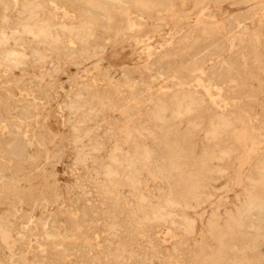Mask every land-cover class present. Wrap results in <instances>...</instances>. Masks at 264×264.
I'll list each match as a JSON object with an SVG mask.
<instances>
[{"label": "rangeland", "instance_id": "374dc122", "mask_svg": "<svg viewBox=\"0 0 264 264\" xmlns=\"http://www.w3.org/2000/svg\"><path fill=\"white\" fill-rule=\"evenodd\" d=\"M0 21V264H264V0H0Z\"/></svg>", "mask_w": 264, "mask_h": 264}, {"label": "bare ground", "instance_id": "6f19581e", "mask_svg": "<svg viewBox=\"0 0 264 264\" xmlns=\"http://www.w3.org/2000/svg\"><path fill=\"white\" fill-rule=\"evenodd\" d=\"M27 1V0H26ZM62 1V0H61ZM37 3V2H36ZM171 3V2H170ZM31 4V3H30ZM98 4V3H97ZM158 4V3H157ZM25 5V4H24ZM91 5V4H90ZM156 5V4H155ZM197 5V4H196ZM33 6V5H32ZM36 6V5H35ZM39 6V5H38ZM94 6V5H93ZM102 6V5H101ZM26 7H28V6H26ZM88 7H90V6H88ZM159 7V6H158ZM76 8V7H75ZM105 8V7H104ZM5 9V8H4ZM22 9H23V7H22ZM54 9V8H53ZM6 10V9H5ZM36 10V9H35ZM27 11V10H26ZM29 11H30V9H29ZM84 11V10H83ZM99 11V10H98ZM105 11H107V10H105ZM87 12V11H86ZM32 13V12H31ZM27 14H29V13H27ZM35 14V13H34ZM43 15V14H42ZM106 15V14H105ZM2 16V15H1ZM37 16V15H36ZM35 16V17H36ZM83 16V15H82ZM90 17V16H89ZM106 17V16H105ZM24 18V17H23ZM31 18V17H30ZM77 18V17H76ZM6 19V18H5ZM112 19V18H111ZM141 19V18H140ZM13 20V19H12ZM106 21V20H105ZM1 22V21H0ZM23 22V21H22ZM59 24V23H58ZM80 24V23H79ZM90 24H91V22H90ZM89 24V25H90ZM106 24H107V22H106ZM152 24V23H151ZM21 25V24H20ZM42 25V24H41ZM57 25V24H56ZM73 25V24H72ZM86 25H87V23H86ZM185 25V24H184ZM187 25V24H186ZM22 26V25H21ZM66 26V25H65ZM75 26V25H74ZM85 26V25H84ZM37 27V26H36ZM40 27V26H39ZM53 27V26H52ZM82 27V26H81ZM90 27H92V25L90 26ZM181 27V26H180ZM7 28V27H6ZM45 28H47V27H45ZM54 28V27H53ZM74 28V27H73ZM72 28V29H73ZM84 28V27H83ZM166 28V27H165ZM48 29V28H47ZM108 29V28H107ZM179 29V28H178ZM212 29V28H211ZM2 30V29H1ZM6 30V29H5ZM9 30H11V29H9ZM17 30V29H16ZM33 30H34V28H33ZM32 30V31H33ZM74 30V29H73ZM27 31H28V29H27ZM56 31V30H55ZM96 31V30H95ZM215 31V30H214ZM72 32V31H71ZM12 33V32H11ZM27 33V32H26ZM36 33V32H35ZM41 33H43V34H45V35H47V33L44 31V30H42L41 31ZM52 33V32H51ZM53 33H55V32H53ZM52 33V34H53ZM65 33V32H64ZM80 33V32H79ZM90 33V32H89ZM191 33V32H190ZM33 34V33H32ZM67 34V33H66ZM85 34V33H84ZM117 34V33H116ZM187 34V33H186ZM205 34V33H204ZM212 34V33H211ZM9 35V34H8ZM28 35V34H27ZM44 35V36H45ZM54 35V34H53ZM91 35H92V33H91ZM184 35V34H183ZM182 35V36H183ZM56 36V35H55ZM86 36V35H85ZM190 36H191V34H190ZM1 37V36H0ZM41 37V36H40ZM51 37V36H50ZM225 37V36H224ZM2 38V37H1ZM61 38V37H60ZM76 38V37H75ZM86 39V38H85ZM4 40H5V38H4ZM11 40V39H10ZM46 40V39H45ZM1 41V40H0ZM63 41V40H62ZM8 42V41H7ZM23 42V41H22ZM43 42V41H42ZM51 42V41H50ZM83 42V41H82ZM44 43V42H43ZM57 43H58V41H57ZM191 43V42H190ZM3 44V43H2ZM196 44V43H195ZM33 45V44H32ZM31 45V46H32ZM1 47V46H0ZM3 47V46H2ZM25 47H27V46H25ZM105 47V46H104ZM190 48V47H189ZM32 49V48H31ZM51 49V48H50ZM121 49V48H120ZM75 50V49H74ZM11 51V50H10ZM70 51V50H69ZM81 51V50H80ZM79 51V52H80ZM188 51V50H187ZM0 52H2V51H0ZM32 52H33V50H32ZM7 53H8V51H7ZM164 54H165V52H164ZM8 55V54H7ZM6 55V56H7ZM10 55V54H9ZM8 55V56H9ZM31 55V54H30ZM86 55V54H85ZM88 55V54H87ZM7 56V58H9ZM11 56V55H10ZM42 56V55H41ZM50 56V55H49ZM48 56V57H49ZM72 56H74V55H72ZM161 57V56H160ZM175 57V56H174ZM1 58V57H0ZM4 58V57H3ZM6 58V59H7ZM11 58H13V57H11ZM24 58H26V57H24ZM23 58V59H24ZM79 58V57H78ZM166 58V57H165ZM20 59H21V57H20ZM46 59V58H45ZM71 59V58H70ZM7 60H9V59H7ZM26 60V59H25ZM163 60V59H162ZM5 61V60H4ZM2 62V61H1ZM6 62V61H5ZM8 62V61H7ZM13 62V61H12ZM16 62V61H15ZM32 62V61H31ZM33 63V62H32ZM44 63V62H43ZM12 64V63H11ZM23 65V64H22ZM78 65V64H77ZM10 66V65H9ZM54 66V65H53ZM52 66V67H53ZM149 66H150V64H149ZM169 68V67H168ZM46 70V69H45ZM53 70V69H52ZM8 71H9V69H8ZM55 73V72H54ZM166 78V77H165ZM185 79V78H184ZM186 80V79H185ZM160 81V80H159ZM91 82V81H90ZM52 84V83H51ZM87 84V83H86ZM154 84V83H153ZM142 85V84H141ZM84 88V87H83ZM90 88V87H89ZM152 88V87H151ZM88 89V88H87ZM50 90V89H49ZM91 90V89H90ZM116 90V89H115ZM86 91V90H85ZM103 91V90H102ZM124 91V90H123ZM132 91V90H131ZM49 92V91H48ZM84 93V92H83ZM123 93V92H122ZM126 93V92H125ZM142 93V92H141ZM76 94V93H75ZM178 94V93H177ZM74 95V94H73ZM85 95V94H84ZM125 96V95H124ZM141 96V95H140ZM68 97V96H67ZM82 97V96H81ZM190 97V96H189ZM105 98V97H104ZM132 98V97H131ZM144 98V97H143ZM170 98V97H169ZM186 98V97H185ZM185 98H184V100H185ZM188 98V97H187ZM78 99V98H77ZM134 99V98H133ZM182 99V98H181ZM76 100V99H75ZM147 100V99H146ZM160 100V99H159ZM173 100V99H172ZM155 101V100H154ZM174 101V100H173ZM178 101H181V100H178ZM182 101H183V99H182ZM196 102V101H195ZM177 103V102H176ZM74 104V103H73ZM86 104H87V102H86ZM157 104V103H156ZM163 104V103H162ZM175 104V103H174ZM187 104V103H186ZM75 105V104H74ZM111 105V104H110ZM73 106V105H72ZM79 106V105H78ZM64 107V106H63ZM81 108H82V106H80ZM148 107V106H147ZM157 107V106H156ZM198 107V106H197ZM76 108V107H75ZM88 108H89V106H88ZM109 108V107H108ZM114 108V107H113ZM124 108H125V106H124ZM155 108V107H154ZM161 108V107H160ZM163 108V107H162ZM145 109V108H144ZM164 109V108H163ZM76 110H77V108H76ZM82 110V109H81ZM158 110V109H157ZM156 110V111H157ZM182 110V109H181ZM195 110V109H194ZM24 111V110H23ZM79 111V110H78ZM97 111V110H96ZM155 111V110H154ZM192 111V110H191ZM25 112V111H24ZM74 112V111H73ZM149 112V111H148ZM151 113V112H150ZM157 113H158V111H157ZM161 113V112H160ZM191 113V112H190ZM82 114V113H81ZM88 114V113H87ZM89 114H91L90 112H89ZM93 114H94V112H93ZM154 115H155V113H153ZM25 115V114H24ZM75 115H76V113H75ZM152 115V114H151ZM159 115V114H158ZM89 116V115H88ZM149 116V115H148ZM163 116V115H162ZM176 116V115H175ZM23 117H25V116H23ZM32 117V116H31ZM151 117V116H150ZM84 118V117H83ZM89 119H90V117H88ZM91 118H92V116H91ZM160 118V117H159ZM177 118V117H176ZM215 118H217V117H215ZM220 118V117H219ZM67 119V118H66ZM74 119V118H73ZM78 119V118H77ZM116 119V118H115ZM163 119V118H162ZM165 119V118H164ZM220 119H222V118H220ZM226 119V118H225ZM76 120V119H75ZM147 120V119H146ZM217 120H219V119H217ZM224 120V119H223ZM68 121V120H67ZM85 121V120H84ZM89 121V120H88ZM152 121H153V119H152ZM161 121V120H160ZM159 121V122H160ZM220 121V120H219ZM90 122H92V121H90ZM212 122V121H211ZM67 123V122H66ZM84 123V122H83ZM140 123V122H139ZM217 123V122H216ZM222 124V123H221ZM229 124V123H228ZM83 125V124H82ZM95 125V124H94ZM194 125V124H193ZM209 125V124H208ZM77 126V125H76ZM85 126V125H84ZM83 126V127H84ZM97 126V125H96ZM107 126V125H106ZM195 126V125H194ZM216 126H217V124H216ZM229 126V125H228ZM71 127V126H70ZM74 127V126H73ZM79 127V126H78ZM94 127V126H93ZM141 126H139V128H140ZM145 127H146V125H145ZM169 127H171V126H169ZM162 128V127H161ZM211 128V127H210ZM216 128V127H215ZM223 128V127H222ZM70 129V128H69ZM68 129V130H69ZM87 129V128H86ZM88 129H90V127L88 128ZM72 130V129H71ZM96 130V129H95ZM211 130V129H210ZM78 131V130H77ZM85 131V130H84ZM108 131V130H107ZM158 131V130H157ZM166 131H168V130H166ZM79 132V131H78ZM150 132V131H149ZM85 133V132H84ZM83 134V133H82ZM94 134V133H93ZM149 134V133H148ZM207 134V133H206ZM90 135V134H89ZM147 135V134H146ZM164 135H165V133H164ZM76 136V135H75ZM88 136V135H87ZM97 136V135H96ZM153 136V135H152ZM155 137V136H154ZM153 137V138H154ZM83 138H85V137H83ZM163 138V137H162ZM90 139V138H89ZM99 139V138H98ZM254 139V138H253ZM72 140V139H71ZM70 140V141H71ZM152 140V139H151ZM75 141V140H74ZM94 141V140H93ZM96 141V140H95ZM131 141H132V139H131ZM165 141H166V139H165ZM164 141V142H165ZM72 142V141H71ZM130 142V141H129ZM173 142H175V141H173ZM95 143V142H94ZM161 143V142H160ZM74 144V143H73ZM112 144V143H111ZM123 144V143H122ZM166 144V143H165ZM164 144V145H165ZM172 144V143H171ZM100 145V144H99ZM114 145H115V143H114ZM73 146V145H72ZM84 146V145H83ZM94 146V145H93ZM125 146V145H124ZM177 146V145H176ZM81 147V146H80ZM87 147V146H86ZM100 147V146H99ZM155 147V146H154ZM7 148V147H6ZM113 148V147H112ZM116 148H117V146H116ZM84 149V148H83ZM98 149V148H97ZM118 149H120V147L118 148ZM21 150V149H20ZM81 150V149H80ZM108 150V149H107ZM127 150V149H126ZM169 150V149H168ZM8 151V150H7ZM96 151V150H95ZM111 151H113V149L111 150ZM114 151H116V149L114 150ZM173 151H174V149H173ZM176 151V150H175ZM78 152V151H77ZM184 152V151H183ZM82 153V152H81ZM148 153V152H147ZM76 154V153H75ZM89 154V153H88ZM110 154V153H109ZM123 154H126L125 153V151H124V153ZM145 154V153H144ZM83 155V154H82ZM81 155V156H82ZM113 154H111V156H112ZM142 155H143V153H142ZM174 155H176V154H174ZM173 155V156H174ZM178 155V154H177ZM75 156V155H74ZM84 156V155H83ZM89 156V155H88ZM205 156V155H204ZM124 157V156H123ZM141 157V156H140ZM139 157V158H140ZM180 157V156H179ZM135 158V157H134ZM138 158V157H137ZM83 159V158H82ZM109 159V158H108ZM115 159V158H114ZM130 159H131V157H130ZM170 159V158H169ZM183 159V158H182ZM203 159V158H202ZM149 160V159H148ZM147 160V161H148ZM127 161V160H126ZM129 161V160H128ZM172 161V160H171ZM83 162V161H82ZM114 162V161H113ZM122 163H123V161H121ZM138 162H140V161H138ZM127 163V162H126ZM144 163V162H143ZM142 163V164H143ZM113 164V163H112ZM118 164V163H117ZM128 164V163H127ZM127 164H126V166H127ZM146 164V163H145ZM173 164V163H172ZM200 164V163H199ZM125 165V164H124ZM130 165H131V162H130ZM134 165V164H133ZM132 165V166H133ZM147 165H149V164H147ZM174 165V164H173ZM172 165V166H173ZM180 165V164H179ZM202 166V165H201ZM263 166V165H262ZM99 167V166H98ZM130 167V166H129ZM135 167V166H134ZM178 167V166H177ZM107 168V167H106ZM110 168V167H109ZM173 168H175V167H173ZM260 168V167H259ZM259 168H257V169H259ZM100 169V168H99ZM125 169V168H124ZM129 169V168H128ZM172 169V168H171ZM178 169V168H177ZM261 169V168H260ZM115 171V170H114ZM158 171V170H157ZM171 171V170H170ZM178 171V170H177ZM208 171V170H207ZM138 172V171H137ZM140 172V171H139ZM144 172V171H143ZM176 172V171H175ZM114 173V172H113ZM126 173V172H125ZM196 173V172H195ZM208 173V172H207ZM261 173V172H260ZM137 174V173H136ZM161 174V173H160ZM168 174H170V173H168ZM125 175V174H124ZM123 175V176H124ZM261 175V174H260ZM130 176V175H129ZM132 176V175H131ZM136 176V175H135ZM168 176V175H167ZM200 176V175H199ZM126 177V176H125ZM182 177V176H181ZM190 177V176H189ZM203 177V176H202ZM260 177V176H259ZM113 178V177H112ZM131 178V177H130ZM129 178V179H130ZM191 178V177H190ZM261 178V177H260ZM263 178V177H262ZM166 179V178H165ZM164 179V180H165ZM103 180V179H102ZM108 180V179H107ZM123 180H124V178H123ZM163 180V179H162ZM176 180V179H175ZM183 180V179H182ZM259 180V179H258ZM106 181V180H105ZM120 181V180H119ZM131 181V180H130ZM167 181V180H166ZM260 181V180H259ZM132 182V181H131ZM135 182V181H134ZM133 182V183H134ZM178 182V181H177ZM180 182V181H179ZM253 182V181H252ZM104 183V182H103ZM102 183V184H103ZM127 183V182H126ZM175 183V182H174ZM260 183V182H259ZM104 184H106V183H104ZM166 184V183H165ZM178 184V183H177ZM256 184V183H255ZM109 185H111V183L109 184ZM117 186V185H116ZM128 186H129V184H128ZM135 186V185H134ZM198 186V185H197ZM254 186V185H253ZM106 187V186H105ZM114 187V186H113ZM196 187V186H195ZM207 187V186H206ZM117 188V187H116ZM130 188V187H129ZM119 190V189H118ZM133 189H131V191H132ZM194 190V189H193ZM137 191V190H136ZM140 191V190H139ZM103 192V191H102ZM57 193V192H56ZM190 193V192H189ZM135 194V193H134ZM113 195V194H112ZM139 195V194H138ZM192 195V194H191ZM196 195V194H195ZM111 196V195H110ZM136 196V195H135ZM185 196V195H184ZM252 196V195H251ZM147 197V196H146ZM164 197V196H163ZM198 197V196H197ZM249 198H251V197H249ZM162 199H164V198H162ZM169 199H170V197H169ZM184 199V198H183ZM197 199V198H196ZM253 199V198H252ZM261 199V198H260ZM255 200V199H254ZM254 200H251L250 202H248V199H247V202H248V208H247V210H251V209H260L261 210V208H262V206L257 202V201H254ZM182 201V200H181ZM184 201V200H183ZM262 201V200H261ZM140 202V201H139ZM244 202V201H243ZM137 203V202H136ZM145 203H147V202H145ZM174 203V202H173ZM264 203V202H263ZM150 204V203H149ZM188 204V203H187ZM245 204V203H244ZM139 205H140V203H139ZM165 205V204H164ZM168 205V204H167ZM241 205V204H240ZM145 206V205H144ZM153 206V205H152ZM175 207H176V205H174ZM150 207V206H149ZM185 207V206H184ZM244 207V206H243ZM243 207L241 208V209H243ZM143 208V207H142ZM158 208V207H157ZM139 209V208H138ZM175 209V208H174ZM173 209V210H174ZM237 209V208H236ZM164 210V209H163ZM238 210V209H237ZM151 211V210H150ZM154 212V211H153ZM241 212V211H240ZM85 213V212H84ZM120 213H121V211H120ZM243 213V212H242ZM127 214V213H126ZM135 214V213H134ZM260 214V213H259ZM231 215H233V214H231ZM230 215V216H231ZM250 215V214H249ZM145 216H147V215H145ZM155 216V215H154ZM168 216V215H167ZM176 216V215H175ZM238 216V215H237ZM241 216V215H240ZM83 217V216H82ZM135 217V216H134ZM142 217V216H141ZM182 218V217H181ZM188 218V217H187ZM228 218V217H227ZM89 219V218H88ZM142 220V219H141ZM151 220V219H150ZM235 220V219H234ZM237 220V219H236ZM241 220V219H240ZM128 221H129V219H128ZM152 221V220H151ZM154 221V220H153ZM185 221V220H184ZM17 222V221H16ZM110 222V221H109ZM236 222V221H235ZM146 223V222H145ZM150 223V222H149ZM162 223V222H161ZM172 223H173V221H172ZM233 223V222H232ZM114 224V223H113ZM141 224V223H140ZM192 224V223H191ZM111 225V224H110ZM120 225V224H119ZM207 225V224H206ZM238 225V224H237ZM260 226V225H259ZM139 227V226H138ZM239 227V226H238ZM212 229V228H211ZM226 229H227V227H226ZM231 229V228H230ZM258 229V228H257ZM87 230V229H86ZM85 230V231H86ZM2 231V230H1ZM139 231H140V229H139ZM189 231V230H188ZM212 232V231H211ZM220 233V232H219ZM118 234V233H117ZM82 235V234H81ZM214 235V234H213ZM229 235H231V234H229ZM223 236H225V235H223ZM228 236V235H227ZM100 237V236H99ZM262 237V236H261ZM221 238V237H220ZM110 239V238H109ZM261 240H263V239H261ZM109 241H111V240H109ZM219 241H220V239H219ZM97 242V241H96ZM104 242V241H103ZM256 242V241H255ZM110 243V242H109ZM94 244V243H93ZM98 244V243H97ZM105 244V243H104ZM255 244V243H254ZM88 246V245H87ZM95 246V245H94ZM109 246H111V245H109ZM253 246V245H252ZM257 246V245H256ZM255 246V247H256ZM91 247V246H90ZM221 247V246H220ZM223 247V246H222ZM221 247V248H222ZM107 248V247H106ZM120 248V247H119ZM118 248V249H119ZM124 248V247H123ZM149 248V247H148ZM245 248H247V245H246V247ZM122 249V248H121ZM116 250V249H115ZM114 250V251H115ZM253 250V249H252ZM87 251V250H86ZM89 251V250H88ZM138 251V250H137ZM119 252V251H118ZM127 252V251H126ZM227 252H228V250H227ZM232 252V251H231ZM240 252V251H239ZM116 253H117V250H116ZM114 254V253H113ZM128 254V253H127ZM93 255V254H92ZM130 255H131V253H130ZM136 255V254H135ZM147 255V254H146ZM236 255V254H235ZM109 256V255H108ZM107 256V257H108ZM121 257V256H120ZM232 257V256H231ZM162 258V257H161ZM234 258V257H233ZM94 259H95V257H94ZM118 259V258H117ZM139 259V258H138ZM219 260V259H218ZM235 260V259H234ZM239 260V259H238ZM242 260V259H241ZM250 260V259H249ZM93 261V260H92ZM97 262V261H96ZM237 262V261H236ZM235 262V263H236ZM240 262V261H239ZM116 263V262H115ZM251 263V262H250ZM220 264V263H219ZM222 264V263H221Z\"/></svg>", "mask_w": 264, "mask_h": 264}]
</instances>
